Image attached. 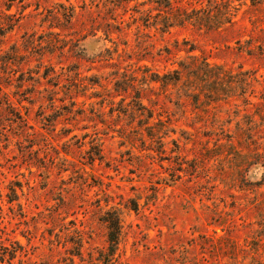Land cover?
<instances>
[{"label": "rangeland", "instance_id": "rangeland-1", "mask_svg": "<svg viewBox=\"0 0 264 264\" xmlns=\"http://www.w3.org/2000/svg\"><path fill=\"white\" fill-rule=\"evenodd\" d=\"M259 2L0 0V264H264Z\"/></svg>", "mask_w": 264, "mask_h": 264}, {"label": "trees", "instance_id": "trees-1", "mask_svg": "<svg viewBox=\"0 0 264 264\" xmlns=\"http://www.w3.org/2000/svg\"><path fill=\"white\" fill-rule=\"evenodd\" d=\"M165 1L169 10L168 15L170 14V19L168 18L164 25L165 28L190 25L196 29L211 31L226 28L236 22L235 17L239 9L237 5L239 4L236 5L234 2L240 0H202L201 2L204 4L200 7L174 6L169 0ZM260 2L259 0H251L252 5H256ZM190 50H193V48ZM174 71L172 73L163 74L162 76L154 74L151 80L159 82L163 86L170 81H177L180 78L179 71ZM192 92H195V89L187 90L186 95L191 96ZM102 219L109 229V240L113 242V244H117L118 236L121 231V219L118 212L116 210L107 211Z\"/></svg>", "mask_w": 264, "mask_h": 264}]
</instances>
